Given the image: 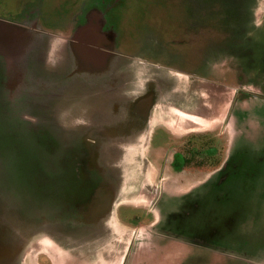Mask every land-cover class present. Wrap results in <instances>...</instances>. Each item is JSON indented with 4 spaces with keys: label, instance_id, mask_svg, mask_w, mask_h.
<instances>
[{
    "label": "flooded vegetation",
    "instance_id": "af4514ba",
    "mask_svg": "<svg viewBox=\"0 0 264 264\" xmlns=\"http://www.w3.org/2000/svg\"><path fill=\"white\" fill-rule=\"evenodd\" d=\"M0 23L10 26L0 39V136L27 139L9 170L0 149V264L261 260L237 235L264 214V112L260 129L245 112L264 103V0H0ZM82 41L156 56L139 62L167 73L177 110L121 97L119 76L77 80L79 97L71 53ZM61 81L71 85L64 120ZM223 112L220 127L205 128ZM135 134L117 195L121 138ZM31 148L41 158L28 173Z\"/></svg>",
    "mask_w": 264,
    "mask_h": 264
},
{
    "label": "water",
    "instance_id": "95a60500",
    "mask_svg": "<svg viewBox=\"0 0 264 264\" xmlns=\"http://www.w3.org/2000/svg\"><path fill=\"white\" fill-rule=\"evenodd\" d=\"M10 26L6 24L0 23V39L6 38L4 35H8V31H10ZM73 52L71 53V61H72V74L71 78L77 88V94L79 97L83 98L87 93V90H84L82 86L78 84L77 80H93L97 78H116L122 77L123 85L120 89L121 97L125 99L132 100L133 96L137 94H143L142 98L136 101V104L141 102L148 103V111L150 112L153 110L154 107H157L159 103H163L167 100V115L173 114L177 109L174 108L173 101L177 98L176 95L181 94L180 91L174 93L171 92V89L167 88V73L162 71H153L151 70V74H140V68H142V64L139 62L138 59H133L130 57H122L117 56L115 54L102 51L98 46L89 41H82L78 42L72 48ZM138 60V61H137ZM70 61V60H69ZM119 65V67L115 68V66ZM119 70V71H118ZM149 75V76H148ZM152 75V76H150ZM181 77V76H180ZM183 86H188L191 84L187 81V83ZM149 85V86H147ZM70 83L68 82H59L55 85V102H56V109L58 112L59 117L61 116V120H63L62 116L65 115L64 113L68 110V97L67 92L70 88ZM112 86V85H111ZM79 87H82L83 91L79 92ZM144 90V91H143ZM185 90V89H183ZM192 94L197 92H190ZM204 98L207 102V90L204 89ZM82 99L78 98V101ZM66 107V109L64 108ZM162 108V106H161ZM207 111V107L205 108ZM171 111V113H170ZM202 119H206L207 112H203V114L199 115ZM219 117L216 115H211L210 119H208L205 124V128H214L219 123ZM58 124L63 125L64 121H61L60 118L58 119ZM224 120V119H223ZM202 121V120H199ZM118 139L121 136L115 135ZM124 136V135H123ZM141 138V134H135L133 137H128L124 139L128 146L123 147L121 150L120 155V169L117 172V179H118V186L116 188V194L123 193L125 186L122 187V182H126L128 176V168L127 163L131 159L134 149L130 142L137 141L138 138ZM130 158V159H129ZM122 161V162H121ZM116 173V174H117ZM126 184V183H125ZM239 263V262H235ZM246 264V263H245ZM247 264H257V263H247Z\"/></svg>",
    "mask_w": 264,
    "mask_h": 264
},
{
    "label": "rangeland",
    "instance_id": "374dc122",
    "mask_svg": "<svg viewBox=\"0 0 264 264\" xmlns=\"http://www.w3.org/2000/svg\"><path fill=\"white\" fill-rule=\"evenodd\" d=\"M260 19H261V16L258 12L256 15V21L259 22ZM252 45H260L259 40L256 43L252 42ZM145 53L146 54L143 53L144 55L140 56V58H141V59H139L140 61H143V60H145V61H156L155 60L156 56L151 55L154 57H149L150 53L149 52H145ZM139 70H140L141 76H143V74L153 73V72L146 70V69H143V68H140ZM150 76H152V75H150ZM260 79H262V74H260L259 78L257 79L258 84H259ZM261 111L264 112V103L263 102L257 101L255 103H253V102L248 103V105L245 109V112L247 114L246 120L247 121L251 120L259 128L261 126V121H262V116H260ZM45 114H46L47 118H54L52 116L53 115L52 111L49 113H45ZM64 114H65V116L67 115V113H64ZM65 116H64V118H65ZM224 117H225V115L223 112L222 116L219 117V123L215 126V128L221 126ZM55 119H56V117H55ZM49 131H51V130H49ZM23 140L24 139H22L21 137H15L14 140H12L11 142H8L3 138V135L0 136V149H2L1 154H4L3 150L5 152H6V150H8V154L5 156V158L7 160V169L6 170H9V163L10 162L14 161V163H15L16 158H19L21 156V154L18 155L17 149L19 147H21V145H22V149L24 150L25 143H26L27 139H25L24 143H23ZM223 140L225 141L226 139L223 137ZM13 143H15L16 149H14ZM32 148L27 149L28 152L24 157L25 161H27V164H28V166H25L24 169L28 173H31V172L36 170V168L34 167L33 164H35V161H37L41 158V154L37 150H35L36 148H34V150ZM32 152L33 153H39V154H33ZM22 156H23V154H22ZM20 173H21V171L14 170L13 168L11 169L12 177H17V175ZM22 184L24 185V182ZM127 212L129 214H131V212H129V211H127ZM253 226H255V224ZM253 226L249 227L247 229V231H242V234L237 235V238H244L248 242L246 245V248L250 249L253 253L257 254V255H254L253 257L261 259L259 261L256 260L253 263L264 264V214H263V217L260 219V221L257 223L258 227H253ZM234 240L240 241L241 239L234 238ZM259 243H263V245H260ZM231 246L233 249H235V251L238 250L240 247L243 248L240 244H238V242H236L235 244H233ZM260 246L261 247L263 246V248L261 249ZM198 252L200 253L201 251H198ZM223 252L232 253L231 251H226V250L225 251L223 250ZM171 254H174V253L171 252ZM38 263L39 262H36V261H33V262L28 261L27 262V264H38ZM169 263H173V262H169ZM184 264H189V263L185 262ZM204 264H206V263H204ZM209 264H244V263L243 262L242 263H235V262H231V261H225L220 257H212L209 260Z\"/></svg>",
    "mask_w": 264,
    "mask_h": 264
}]
</instances>
